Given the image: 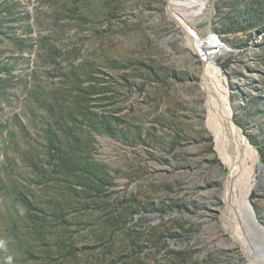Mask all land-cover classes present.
I'll return each instance as SVG.
<instances>
[{"label": "rangeland", "instance_id": "obj_1", "mask_svg": "<svg viewBox=\"0 0 264 264\" xmlns=\"http://www.w3.org/2000/svg\"><path fill=\"white\" fill-rule=\"evenodd\" d=\"M176 4L264 166V0ZM169 6L0 0V264H249L221 230L204 62ZM89 87L90 116L63 122ZM99 116L114 137L88 125ZM60 146L103 166L106 182L64 172Z\"/></svg>", "mask_w": 264, "mask_h": 264}, {"label": "bare ground", "instance_id": "obj_2", "mask_svg": "<svg viewBox=\"0 0 264 264\" xmlns=\"http://www.w3.org/2000/svg\"><path fill=\"white\" fill-rule=\"evenodd\" d=\"M168 1L170 15L173 14L187 37L188 41L184 43L200 54L204 62L202 87L205 92L206 127L213 137L215 155L221 163V166L213 168L223 187L219 193L223 202L219 212L221 230L233 245L240 247L249 264H264V229L255 221L249 201L250 192L258 187L253 177L255 169L259 168L256 152L233 122L234 109L229 103L227 91L218 80V69L202 42L189 29V17L185 16L176 0Z\"/></svg>", "mask_w": 264, "mask_h": 264}, {"label": "trees", "instance_id": "obj_3", "mask_svg": "<svg viewBox=\"0 0 264 264\" xmlns=\"http://www.w3.org/2000/svg\"><path fill=\"white\" fill-rule=\"evenodd\" d=\"M92 96H94V92L91 90V87L88 89H85L83 91H79V94L76 95V98L74 100V109L73 110H68L65 113V116H67L66 120L68 121L69 118L73 119L76 118L75 112H83L84 114L89 115L88 109L90 102L92 101ZM77 112V113H78ZM90 116V115H89ZM92 122L87 121L88 125L95 130L96 132H102L103 130L105 133L111 137H114L116 132L115 130H112L111 127H108L107 124L111 123V120H108L106 116H99L98 118H91L90 119ZM60 122V121H58ZM68 135V132L66 133ZM63 145V143H60ZM56 158L59 161V164L61 167L65 168L64 172H67L73 176L76 175L75 171L82 169L85 171L88 175L94 178V180H99L101 183L106 182V179L108 177L107 171H105V168L103 166H99V169L91 168L90 165L86 161H80L79 157H76L75 154L73 153V150L70 152H66L62 146L56 148ZM264 155L262 154L261 161L264 163Z\"/></svg>", "mask_w": 264, "mask_h": 264}, {"label": "water", "instance_id": "obj_4", "mask_svg": "<svg viewBox=\"0 0 264 264\" xmlns=\"http://www.w3.org/2000/svg\"><path fill=\"white\" fill-rule=\"evenodd\" d=\"M246 137V136H245ZM212 157H214V154L212 155ZM215 167H217V166H213L212 168H215ZM258 170L260 171V173L262 174V176H264V166L263 165H261V164H259V168H258ZM264 179V178H263ZM258 187H261L262 186V184H261V180H259L258 181ZM252 208V207H251ZM252 214H253V217H254V219H255V221L257 222V224L260 226V224L258 223V220L256 219V215H255V211H254V209L252 208ZM167 216H169V215H167ZM260 227H262V226H260ZM263 228V227H262ZM264 229V228H263Z\"/></svg>", "mask_w": 264, "mask_h": 264}]
</instances>
